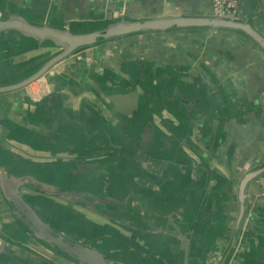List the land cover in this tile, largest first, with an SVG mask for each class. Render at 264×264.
Wrapping results in <instances>:
<instances>
[{
	"label": "water",
	"instance_id": "1",
	"mask_svg": "<svg viewBox=\"0 0 264 264\" xmlns=\"http://www.w3.org/2000/svg\"><path fill=\"white\" fill-rule=\"evenodd\" d=\"M93 18L66 24L37 21L0 0V95L15 92L28 98V87L43 78L48 89L35 102L40 121L19 126L13 137H1L0 201L27 241L11 237L1 226L0 241L51 264H156L154 257L161 264H239L256 251L248 241L257 235L260 218L252 219L249 188L264 180V163L240 177L231 209L230 195L211 191L206 197L212 169L161 114L160 105L155 112L162 125L147 116L142 140L133 136L128 142L106 116L112 107L127 113L143 94L136 87L128 93L106 92V103L97 94L100 105L87 100L76 106L63 90L70 76L56 68L100 45L178 30L235 32L264 53V33L253 17L216 12L139 17L118 10ZM168 75L175 79L162 81V104L173 105L170 112L183 114L187 126L207 87L192 72L171 69ZM228 121L229 115L224 116L220 128ZM167 161L185 164L194 178L173 186L169 178L177 172ZM203 171L209 176L201 181ZM194 182L199 193L193 196ZM258 200L254 209L260 207ZM259 258L264 264V249Z\"/></svg>",
	"mask_w": 264,
	"mask_h": 264
},
{
	"label": "crops",
	"instance_id": "2",
	"mask_svg": "<svg viewBox=\"0 0 264 264\" xmlns=\"http://www.w3.org/2000/svg\"><path fill=\"white\" fill-rule=\"evenodd\" d=\"M8 1L30 14L34 20L49 19L56 24H66L79 19L91 20L94 19L93 16L98 15L111 16L118 10L139 17L214 13L213 0ZM235 17H253L255 26L264 33V0H240ZM122 46L127 47L124 49ZM77 58H82L83 61L71 58L56 68L58 73L70 76V79L66 80L68 85L63 90L71 94L76 106L87 100L91 104L96 102L100 105L97 94L106 103L108 93L112 91L128 93L136 87L144 98H139L137 103L134 102L127 113L112 107L113 112L106 118L125 135L128 142L132 143L133 136L137 140H142L141 124L145 122L147 116L152 117L158 125H162L155 112L160 105L161 114L169 120L170 125L186 136L192 145L194 143L206 157L212 169L210 188L206 197L210 196L211 191L219 197L230 195L232 199L230 208H235L233 194L236 183L245 171L264 163V53L259 48L235 32L194 29L125 38L88 49ZM72 64H75V68H68ZM171 69L192 72L199 76L207 87L205 100L194 111L192 115L194 119L191 118L187 126L183 114L178 115L176 112L175 117L170 112L169 107L173 108V105L165 108L162 104L165 86L162 81L175 79V76L168 75ZM90 73L95 75L91 76ZM59 77L63 82V77ZM79 81L82 86H79ZM47 90L46 79L43 78L28 87V98L15 92L0 95V141L1 137H13L14 132L20 131L19 126L30 127L31 123L40 121V109L35 106V102ZM72 90L79 93L75 95ZM7 96L9 99L4 98ZM29 102L34 104L29 105ZM226 115H229V121L225 128L221 129L219 123ZM194 116L197 118L195 119ZM232 146L234 149L229 152ZM164 161L162 160V164L165 163ZM166 163L173 164L177 172L174 178L168 177L173 186L179 181L185 184L189 179L194 178L189 176L185 164L168 161ZM199 176L203 181L202 176L209 175L203 171ZM195 192L198 195L196 182L193 186V196ZM249 198L252 205V219L260 218L255 224L257 235L248 241L256 251L241 258L239 264H259L261 259L259 256L264 249V180L262 178L250 185ZM258 198L260 207L254 209V201ZM0 226L11 237L27 241L26 236L9 218L1 201ZM37 249L39 250L38 247ZM153 261L161 264L159 257H154ZM0 264L51 263L20 248H13L10 244H2L0 241Z\"/></svg>",
	"mask_w": 264,
	"mask_h": 264
},
{
	"label": "built area",
	"instance_id": "3",
	"mask_svg": "<svg viewBox=\"0 0 264 264\" xmlns=\"http://www.w3.org/2000/svg\"><path fill=\"white\" fill-rule=\"evenodd\" d=\"M240 5V0H213V10L227 16H235Z\"/></svg>",
	"mask_w": 264,
	"mask_h": 264
},
{
	"label": "rangeland",
	"instance_id": "4",
	"mask_svg": "<svg viewBox=\"0 0 264 264\" xmlns=\"http://www.w3.org/2000/svg\"><path fill=\"white\" fill-rule=\"evenodd\" d=\"M177 35H180V34H177ZM172 43V42H171ZM174 43V42H173ZM121 47V46H120ZM122 47H124V46H122ZM125 47H127V46H125ZM125 47H124V49H125ZM198 50V49H197ZM3 63H1V65H2ZM4 98H8L9 99V97L7 96V97H4ZM34 247H36V246H34ZM37 248V247H36Z\"/></svg>",
	"mask_w": 264,
	"mask_h": 264
},
{
	"label": "flooded vegetation",
	"instance_id": "5",
	"mask_svg": "<svg viewBox=\"0 0 264 264\" xmlns=\"http://www.w3.org/2000/svg\"><path fill=\"white\" fill-rule=\"evenodd\" d=\"M80 59L83 61L82 58H76L75 60H76V61H81ZM76 71H77V70H76Z\"/></svg>",
	"mask_w": 264,
	"mask_h": 264
}]
</instances>
